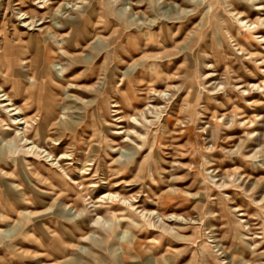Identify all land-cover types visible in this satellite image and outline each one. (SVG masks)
<instances>
[{"label":"rangeland","instance_id":"374dc122","mask_svg":"<svg viewBox=\"0 0 264 264\" xmlns=\"http://www.w3.org/2000/svg\"><path fill=\"white\" fill-rule=\"evenodd\" d=\"M0 58V264H264V0H0Z\"/></svg>","mask_w":264,"mask_h":264},{"label":"bare ground","instance_id":"6f19581e","mask_svg":"<svg viewBox=\"0 0 264 264\" xmlns=\"http://www.w3.org/2000/svg\"><path fill=\"white\" fill-rule=\"evenodd\" d=\"M260 10V9H259ZM22 16H23V14H22ZM26 16H27V14H26ZM29 19H31L32 21H34L35 20V18L34 17H31V16H29ZM245 22V21H244ZM243 22V23H244ZM75 23H77V21L75 22ZM75 23H73V25L75 24ZM33 24H35V23H33ZM32 24V25H33ZM246 24H250V22H246ZM31 25V26H32ZM251 26H253V25H256L255 23H252V24H250ZM253 28V27H252ZM53 36V35H52ZM100 37V36H99ZM69 38V37H68ZM18 42V41H17ZM49 42V41H48ZM39 43V42H38ZM62 46V45H61ZM60 47V46H59ZM92 47V46H91ZM109 47H110V44L108 43V46H104V48L105 49H109ZM66 48V47H65ZM51 49V48H50ZM87 49H88V47H87ZM99 50V49H98ZM101 50H103V49H101L100 48V51ZM67 53V52H66ZM101 54V53H100ZM81 56V58H84V55H80ZM53 57V56H52ZM51 57V58H52ZM1 59V58H0ZM73 60L74 61H78L76 58H73ZM3 61V60H2ZM145 62V60L143 61V63ZM2 63V62H1ZM5 63V62H4ZM134 65H136V63L134 64ZM6 66V65H5ZM29 67H30V64H29ZM7 68V67H6ZM33 69V68H32ZM32 69H30V68H27V70L26 71H23V78L26 80V82H27V84H26V87H23L22 86V84L20 83V85H18V84H16L15 83V86H14V89H15V93H16V96L17 97H23L24 98V100H25V104H24V106L23 107H21V108H19V107H17L15 104H14V102L16 101V98H15V100H14V98L12 97V95L10 94H7L6 92H5V90L2 88V87H0V95H2L1 96V98H3V100L1 101V105H2V107L3 108H5V110H8V112L11 114H13V115H11V117H12V119H13V124H14V126H26V130L24 129V131H23V133L22 134H20L19 132H17L16 133V143L18 144L19 143V141L21 142V143H24L25 144V146H32V151H34V149H36V152L37 151H39L40 149H39V146H36L35 145V141H36V139H30L29 138V136H28V133H29V131H28V129L27 128H32L31 126H30V124L33 122V120H29L28 119V117H27V114H28V112L30 111L29 109H32L33 107H34V104L36 103V98H35V94H37L36 93V87H37V85L35 84V81H34V79L32 78V76H31V73H32ZM94 69V68H93ZM106 69V68H105ZM88 70H91V71H93L92 69H88ZM0 74L2 75V77L3 78H5V79H7V77H8V74H9V72L7 71V70H4V64L2 63V64H0ZM4 75V76H3ZM39 75H41V76H43L44 75V72H43V70H40L39 71ZM36 104H38V105H42L41 103H40V101L39 102H37ZM47 117V116H46ZM48 120V119H47ZM47 120H45L44 122H41L38 126H37V129H36V131H35V137H40L42 140H43V143H45L46 141H48L49 139H48V136H47V128H48V126H49V122L47 121ZM2 122H4L3 120H1ZM7 130L9 131L10 129L9 128H7ZM51 140H49V142H50ZM30 151V150H29ZM41 151V150H40ZM2 152V151H1ZM1 156V155H0ZM47 157L50 159L51 158V154H49V153H47ZM53 158V157H52ZM65 158V156H62V159H64ZM2 176V175H1ZM113 199L114 198V196L113 195H111V194H107V195H105L104 196V199ZM117 198V197H116ZM119 199V198H118ZM113 201V200H112ZM154 214H156V213H154ZM153 215V214H152ZM174 218H177V220H178V217H174ZM123 239H125L126 240V237L125 238H123ZM136 246V245H135ZM133 247V246H132ZM135 248V247H134ZM139 248V250H140V247H138ZM128 249V248H127ZM124 251H125V253L127 254V250H125L124 249Z\"/></svg>","mask_w":264,"mask_h":264}]
</instances>
